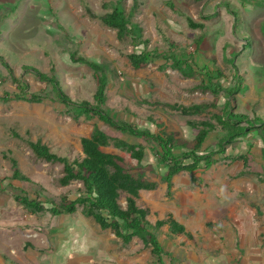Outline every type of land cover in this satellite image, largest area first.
<instances>
[{"label":"rangeland","instance_id":"1","mask_svg":"<svg viewBox=\"0 0 264 264\" xmlns=\"http://www.w3.org/2000/svg\"><path fill=\"white\" fill-rule=\"evenodd\" d=\"M118 1L129 12L133 0H0V56L11 64L15 77L28 84L25 97L45 98L41 104L3 102L1 98L20 92L0 62V257L5 259L0 258V264H19L13 253L28 258L32 250L41 255L30 258L32 264H159L141 238L124 245L92 219L88 226L79 225L84 219L81 209L72 216H53L49 203L61 206L74 200L82 185L58 187L62 166L37 162L29 148L12 137L14 131L42 140L70 160L84 158L80 140L95 127L112 138L145 146L149 155L143 164L112 144L103 150L121 156L134 176L156 183V190L141 192L138 204L151 211L153 224L172 216L185 227V234L178 237L164 235L168 226L160 234L162 244L180 264H231L242 255L240 246L246 237L254 233L264 248L263 127L229 146L209 170L201 167L195 174L176 176L169 193L154 155L155 144L124 137L97 119L67 113L52 86L24 70L53 72L73 101L93 102L100 74L71 57L97 64L107 77L106 108L114 119L171 136L177 145L191 148L198 134L194 122L216 124L228 90L240 86L232 102L235 112L264 120V0H139L133 19L136 47L122 46L115 31L87 15L89 9L102 16L109 12L106 3ZM206 17L210 19L205 21ZM190 20L204 23L205 30L190 29ZM144 49L151 53V63L135 71L127 55ZM182 61L177 69L175 62ZM186 62L195 74L186 69ZM206 70L215 78L214 86L224 91L195 92L206 79ZM163 103L210 108L201 115L183 116L162 107ZM223 136L217 129L204 149H216ZM11 158L34 184L12 180ZM24 193L31 200L49 203L38 215L29 214L16 202V196ZM71 224L80 232L65 240ZM104 238L107 245L101 241ZM166 260L170 264L171 259Z\"/></svg>","mask_w":264,"mask_h":264},{"label":"trees","instance_id":"2","mask_svg":"<svg viewBox=\"0 0 264 264\" xmlns=\"http://www.w3.org/2000/svg\"><path fill=\"white\" fill-rule=\"evenodd\" d=\"M104 7L109 9V12L102 16H97L89 9H87V15L92 20H99L103 27L115 31L117 39L122 46L136 47L138 37L136 36V29L133 27V19L140 8L139 0H133L129 12L122 8L121 1L116 4L106 3ZM208 19L210 17L204 18L205 21ZM188 25L192 30L204 31L206 28L204 23L196 24L192 20L189 21ZM138 30L141 33L143 32L141 28ZM142 43L146 46L149 42L143 40ZM75 57L76 55L71 57L74 62L83 63L97 74H100L98 78L99 85L93 96V102L88 100L82 102L73 101L64 92L61 83L53 72L46 74L35 67H24V70L35 75L39 82L52 86L59 103L68 110L67 113L74 112L77 114L76 116L85 117L88 120L97 119L98 122L124 137L143 139L146 142L155 144L157 148L154 150V155L160 171L164 172L162 180L167 184L169 193H171L173 179L176 176L183 173L195 174L202 169L201 167L209 170L213 166L215 159L223 156L229 146L258 128H264V120L261 118L252 120L248 115L234 111L232 102L235 101L234 96L240 90L239 86V88L226 92L228 97L221 110L222 114L216 116V124L211 121L194 122L195 125L193 127L198 130V134L195 137L193 147L179 146L171 136L153 134L150 130L142 129L134 123L114 119L106 108L108 82L104 69L83 58L75 60ZM127 59L132 68L135 71H139L150 65L152 55L144 49L140 53L134 52L127 55ZM0 62L9 72L17 91L20 92L1 98L3 102L16 100L30 104L43 103L45 98L42 94L25 97L26 90L29 88L28 84L15 77L11 64L5 58L0 56ZM182 63H185V61L175 62V67L177 69L180 68ZM186 65V69H190L191 73L195 74L192 66L187 64V62ZM216 74L223 77L221 72ZM188 76L192 77L190 73ZM205 77L206 79L196 86L195 92L219 94L224 91L221 87L214 86L215 78H213L211 72L207 71ZM161 106L169 111L179 112L183 116L201 115L210 108L209 105L185 107L180 104L170 103H163ZM217 129H220L224 136L218 142L217 148L208 152L206 151L208 149H204V147L209 136L217 132ZM12 137L24 143L37 162L62 166L61 177L57 180L58 187H67L73 182H78L82 185L78 190L77 198L67 201L61 206H56L48 201L31 200L26 193L18 195L16 196V202L23 207L25 212L38 215L44 211V206L48 203L51 205L49 211L53 216H72L78 209H81V213L85 218L92 219L102 231L112 232L124 245L130 244L135 238H141L145 247L150 249L151 254L157 258L159 264H167V258L171 259L170 264H180V262L171 257V253L162 244L160 234H164L163 229L168 226L169 229L164 235L169 238L178 237L185 234V227L179 224L172 216H168L167 220H160L153 224L149 221L151 211L138 204L141 192L156 190V183L134 176L121 156L114 153H106L103 150L112 144L115 148L130 154L131 158L137 160L139 164H143L149 155L145 146L132 144L127 142L125 138H112L101 129L95 127L89 137H82L80 140L84 158L70 160L53 152L42 140L34 141L29 134L22 136L17 131H14ZM10 163L14 182L33 183L21 173L17 160L11 158ZM122 200L125 202L124 205Z\"/></svg>","mask_w":264,"mask_h":264},{"label":"crops","instance_id":"3","mask_svg":"<svg viewBox=\"0 0 264 264\" xmlns=\"http://www.w3.org/2000/svg\"><path fill=\"white\" fill-rule=\"evenodd\" d=\"M84 217V219L79 221V225L80 224H85L88 226L89 224V220ZM90 225V224H89ZM69 229V230H68ZM80 230V229H79ZM79 230H73V225L71 224V226H69V228H67V234L66 238H64L65 240H68L72 235V233L77 232L76 236L79 234ZM70 231V232H69ZM105 232V231H102ZM115 237V236H114ZM116 238V237H115ZM257 236L255 235V233L253 234V236L250 237H246V239L244 240V242L242 243V245L240 246L241 250H242V255L239 256L238 258H234V262H232L231 264H264V248H263V243L259 241V239H256ZM117 239V238H116ZM101 241H103L105 243V245H107V241L106 239H101ZM111 241V240H110ZM109 241V242H110ZM14 256H12L13 258H15L19 264H32L29 263V260H31L30 258H34V257H39L40 252H38V250H32L28 255V258L24 257L23 255H21L20 253H13ZM21 255V256H20ZM43 256V255H42ZM1 258V257H0ZM241 258V259H240ZM2 259V258H1ZM5 259H2V262ZM115 260V258H114ZM112 260V261H114ZM238 260H240L242 263H238ZM250 260H252L250 262ZM6 263V261H4ZM253 262V263H252ZM121 263V260H120Z\"/></svg>","mask_w":264,"mask_h":264}]
</instances>
